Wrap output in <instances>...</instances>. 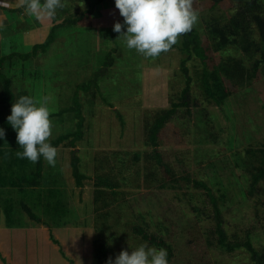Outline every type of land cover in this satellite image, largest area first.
Returning a JSON list of instances; mask_svg holds the SVG:
<instances>
[{
  "label": "rangeland",
  "instance_id": "1",
  "mask_svg": "<svg viewBox=\"0 0 264 264\" xmlns=\"http://www.w3.org/2000/svg\"><path fill=\"white\" fill-rule=\"evenodd\" d=\"M215 1L193 0V7L199 12L195 26L203 41L211 44L216 42L210 32L215 18L219 17L226 22L235 14L234 2L231 0ZM64 2V12L59 14L60 17L35 18L32 24L33 20L26 19L22 14L12 20L11 24L1 25L3 35L7 34L3 43H0L2 51L6 47L17 56L29 52L34 45L45 41L48 34L46 30L51 28H45V23L53 25L54 21H61L63 16L92 11L90 3L93 0ZM8 6L12 4L2 3L0 9L6 11L9 19L12 14L10 10H5ZM123 20L115 0H105L94 6L91 15L78 26L60 27V39L50 45L45 55L38 53L42 63L37 60L33 67L31 62L35 60L31 58L21 61L16 59V55L12 57L15 63L9 66L12 68L8 74L14 78L13 89L16 94L28 89L37 101L42 102L45 97L48 98L50 112L55 113L50 116L53 130L49 139L53 140L74 126L73 123L68 124V127L60 125L63 117L74 118L73 112L65 113L63 117L56 113L60 108L72 104V96L78 84L86 82L97 71L104 70L108 51L117 46L114 51L116 62L100 78L101 86L81 93L85 134L75 149L81 157V171L88 178L82 188L77 187L72 166L73 148L58 147L57 162L62 168L63 180L55 187L64 189L61 190V197L69 217L58 226L52 211L45 214V200L37 205L34 211L61 230L56 235L55 247L49 248L44 244L42 248V252L51 250L52 256L36 258L32 264H102L98 263L94 251L96 238L104 236L103 223L116 228L123 235L119 242V235L113 236L117 242L111 254L113 260L122 250L131 252V246L135 248L143 243L162 248L144 241L142 236L136 234L133 227L137 226L163 237L173 245L171 264H254L246 250L228 252L218 245L211 233L215 218L209 193L212 191L218 199L228 232L231 235H244L255 226L252 234L254 244L264 250V179L255 187L251 186L252 175L249 171L255 170L254 166L261 162L253 159L247 150L251 145L257 147L264 142V66L254 80L253 91L247 87L246 90L236 87L226 80L232 93V102L220 107L206 93L202 84L200 77L206 65L199 56L189 57V52L180 43H176L168 52L156 58L142 57L126 47L120 33L118 37H113L115 23H122ZM76 27L80 31L77 35H81V43H67L66 39L70 38L72 32L78 31L73 30ZM82 38H86V44L82 43ZM93 45L95 49L91 55L90 51L85 54L84 50ZM78 46L82 47L79 53ZM211 54L214 60L209 63L212 65L219 62L221 56L229 54L241 58L245 66L252 65L251 60L233 45L224 49L215 46V52ZM184 62L195 79L192 87L193 116L187 118L185 108H181L178 115L160 132L159 150L173 168L172 173H167L154 160L136 161L133 155L135 152L145 153L152 149L146 142L149 123L154 119L156 111L170 107L172 101L178 100L185 83L181 70ZM129 85L131 90L128 89ZM244 90L245 94L242 92ZM249 94H252L253 99H242L247 96L249 98ZM4 98L5 92L1 86L0 101ZM242 101L245 102L240 105ZM11 107H1L0 111ZM259 112L261 117L257 118ZM107 157H110L109 161L116 168L120 167L119 175L125 180L122 187L118 188L121 198L113 197L115 202L107 208L109 212L96 221L95 215L99 212L94 210V181L96 174L102 172L97 162L103 160L108 163ZM195 180L205 183L208 188L197 185ZM197 207L201 210L197 211ZM75 214L78 215L77 220L71 223ZM7 225L14 226L8 222ZM18 233L5 231L0 245L5 246L10 234L17 240ZM54 248L57 251L60 249L61 253L54 251ZM4 256L2 250L0 264H13L8 263ZM27 260L30 261L28 257Z\"/></svg>",
  "mask_w": 264,
  "mask_h": 264
},
{
  "label": "trees",
  "instance_id": "2",
  "mask_svg": "<svg viewBox=\"0 0 264 264\" xmlns=\"http://www.w3.org/2000/svg\"><path fill=\"white\" fill-rule=\"evenodd\" d=\"M104 1L105 0H93V2L90 3L92 11L94 10V6H97ZM231 1L234 2L235 14L229 17L226 22H223V20L221 21L219 17H216L211 25L210 32L213 35V39L216 40L215 43L211 44L210 42L203 41L201 34L199 33L195 25L190 32L182 34L177 41V43H180L183 46L184 50L189 52V57L197 55L206 65V68L204 69V72L202 73L200 78L202 79V84L205 88L206 93L210 96L211 99H214L217 105L220 107L227 106L232 102V93L230 92V89L226 84V80L233 83L236 87H247L250 88L248 90L253 91L254 80L258 78L261 68L262 66H264V0ZM92 11H82L80 14L66 15L63 16V19L61 21H54L45 41L40 44L34 45L30 52L22 53L21 57L25 60L30 58L31 56H34L37 57L36 59L39 61L38 53H40L41 55H45L44 53H47L50 45L54 44V42L60 39L58 36L60 27L78 26L82 20L91 15ZM61 12H64V10H60L56 15L60 17L59 14H61ZM74 29L78 30L77 27L73 28V30ZM78 32L80 31H74L72 32L73 34L70 36V38H65L67 43L69 41H77V43H81V35H77ZM118 36L119 33L117 32H115V34L113 35V37ZM82 43L86 44V38H82ZM231 45L235 46L237 49H240V51H242L245 56L251 60V67L245 66L244 61L241 58L232 56L230 54L221 56V60L219 62H215L214 65L209 63L210 60H214V57L211 53L215 52V46L218 49H224ZM81 49L82 47L78 46V53L81 51ZM93 49H95L94 45L91 48L87 47L86 50H84V53L86 54L90 51L91 55V51ZM115 50H117V46L108 51V58L105 62L106 66L104 70L97 71L86 82L78 84L72 96V104L70 106L60 108V111L56 113V115H60L61 117L65 116L64 114L68 112L74 113V118L63 117V121L60 123V125L68 127V124L73 123L75 127L73 126V129L63 132L56 139L50 140V142L54 147H59L62 145L73 148L72 151L74 153V156L72 158V166L77 187L82 188L84 186V181L88 178L87 174L81 171V157L76 153L75 149L77 147L78 141L82 140L85 134V115L83 110L84 103L82 100V94L83 92L87 93L91 89L99 88L101 86L100 78L104 74H106L109 68L112 67L116 62V57L114 55ZM0 52L4 53L2 58L0 59V86H2L5 92V98L3 99V101H5L4 103H10V105L12 106L16 102L17 96L23 95H30L34 99H37L30 93V90L28 89H24L23 91H21V93L16 94L13 89L14 78H11V76L9 77L8 73L2 70V66L5 61L7 59H11L16 53L9 52L6 47L5 51H2L1 44ZM140 56L143 57L142 54H140ZM137 59L139 61L141 60V58ZM39 63L42 62L39 61ZM211 67L212 69H210ZM189 69V66L186 65V62H184V68L181 70L184 75L185 83L181 89L178 100L172 101L170 107H166L164 109L156 111L154 119L151 123H149L146 142L152 147V149L145 151V153L135 152L133 155L134 160L140 161L141 159H145L148 162L150 160H154L156 164L165 172L172 173L173 168L170 166L169 162L165 160L163 154L159 150L160 132L165 127V125L172 120L173 117L178 115L179 109L181 108H185L184 114L187 118H191L193 116L192 87L195 79L194 76L190 74ZM128 87V89H132L130 85ZM245 90L242 91L243 94L246 93ZM118 91H122V88L118 89ZM95 93L93 94V97H95ZM132 93L134 92H131V94ZM247 97H243L242 99H253L252 94H249V98ZM91 102H93V100ZM244 102L245 101L240 102V105ZM232 109L235 112V108L232 107ZM54 114V112L51 113V115ZM239 114L240 113H237V115ZM2 116L3 115L0 114V127H3L6 130L5 124L7 122L2 124L4 122V118ZM259 117H261L260 112L257 118ZM64 119H66V121H64ZM122 120L124 119L122 118ZM251 122L253 121L251 120ZM8 129L10 135H7L6 133L5 137L3 139H0V141L6 142L7 140H9L11 143L19 145L16 139L17 132L11 125L8 127ZM250 137H252V135H250ZM247 150L253 159H258L261 162L260 165L254 166L255 170L249 171L252 175L251 186L255 187L262 179H264V142L258 144L257 147L251 145ZM109 160L110 157H107L108 163L103 160H99L97 162L99 170L102 172L96 174V179L94 181V210L96 213L99 212L97 215H95L96 221H98V219L100 218L105 217V214L109 212L107 208H110L113 205L115 199L121 198V196L118 194V188L122 187V182L125 180L122 175H119V171L121 170L120 167L116 168L113 164H111ZM34 167L35 168L33 169V172L28 176H25L24 179H26L27 183L35 181L37 182V184L34 185H38L40 178L44 173L43 157L40 158L39 162L36 163ZM195 183L197 185L208 188V186L201 181L195 180ZM60 189L61 188H52L47 191V200L44 203V205L46 206L44 209L45 214H49L52 211L54 213L52 217L55 218V224L58 226L61 225L62 220L65 221L66 217H69L67 209L64 208L65 202L61 197L63 189H61L62 191ZM52 192H54L55 200H52ZM209 195L210 199L213 202V216L215 218V226L212 229L211 233L217 239L218 245L228 252H234L241 249L246 250L249 253L254 264H264V250L259 249L254 244L252 237L253 229H255V226L249 228L244 235H231L224 225L223 211L219 205L217 197H215L212 191L211 193H209ZM113 197L115 199H113ZM121 207H123V204L121 205ZM24 210L31 219L45 224L50 229L54 228L48 221L44 220L41 215L36 213L31 206L25 205ZM200 210L201 208L197 207V211ZM77 217L78 215L75 214L74 220L71 221V223L76 221ZM10 224L13 225L12 223ZM102 229H104V236L96 238L94 253L98 260V263L107 264L109 257L113 259V256L111 254L113 253L115 244L119 242L121 238H123V235H120L119 231H117L116 228L114 229L109 225H105V223H103ZM133 229L134 231H136V234L142 236L144 241L150 242L157 247L166 248L168 251L169 264L172 263V259L174 256V247L172 244H170L161 236L149 233L148 230L142 227L135 226L133 227ZM117 234L119 235V238L118 241L115 242L113 236ZM50 235L52 240L56 243V238L52 234Z\"/></svg>",
  "mask_w": 264,
  "mask_h": 264
},
{
  "label": "clouds",
  "instance_id": "3",
  "mask_svg": "<svg viewBox=\"0 0 264 264\" xmlns=\"http://www.w3.org/2000/svg\"><path fill=\"white\" fill-rule=\"evenodd\" d=\"M115 6L124 20L123 23L116 22L113 30L120 33L128 49L146 58H156L168 52L199 19L193 0H115ZM20 7L26 14L41 20L55 17L57 10L65 7V2L20 0ZM18 59L28 60L21 55ZM50 116L47 97L41 102L30 95H23L12 105L7 122L17 132V143L23 149L16 151L18 158L35 164L43 157L49 166H56L57 148L49 139L53 130ZM4 137L5 129L0 127V139ZM131 248V252L122 250L114 260L109 257L107 264H169L166 248H156L147 243Z\"/></svg>",
  "mask_w": 264,
  "mask_h": 264
},
{
  "label": "crops",
  "instance_id": "4",
  "mask_svg": "<svg viewBox=\"0 0 264 264\" xmlns=\"http://www.w3.org/2000/svg\"><path fill=\"white\" fill-rule=\"evenodd\" d=\"M2 3L12 4V6H10L11 8L8 6L5 9L10 10L12 15L8 19V14H6V11H1L0 9V26L11 24L12 20L14 21L15 19H18V16H21L22 14L26 17V19L33 20L32 24H34L35 17L30 16L24 12V9L20 7V0H3ZM2 3H0V5ZM45 24V28H50L51 23ZM1 29L2 28L0 27V42L3 43L4 38L7 34L3 35ZM49 31V29L46 30V32L48 33ZM3 54V52H0V59L2 58ZM20 55H16L17 60H20L18 59L20 58ZM31 59L35 60V62H31L34 67L36 65L37 59ZM14 60L15 59L12 58L7 59L5 61L6 64L4 63L2 70L6 73H9L10 69L12 68H9V66H14ZM19 97L20 96H17V100ZM4 102L5 101L3 100L0 101L1 107H7L8 105H10V103L6 104ZM0 114L3 115L2 117L4 118V122L2 124H4L5 122H7V117L11 114V108L0 111ZM9 126L10 124L7 122L5 124V134L7 133V135H10L8 129ZM9 147L12 148L9 149ZM18 150L23 151L22 148H20V145H15L9 140H7L6 142L0 141V242H2V234L5 231L9 233L19 231V233L17 234V240L12 236V234H10L5 246L2 247L0 245V253H2L3 250L5 255L4 257L8 261V263L32 264L35 263L36 258L41 259L44 256H52L51 250L49 252H42V248L44 244L49 248L55 247L54 245L57 243L52 240L50 234L57 238L56 235L61 229L60 227L56 226H52L54 228L50 229L43 223L33 224V221L35 220L31 219L30 216L25 212L24 206L29 205L33 209H35L42 200L46 201L47 191L52 188H56L55 185L60 184L63 180L62 168L59 166L58 162L55 167H51L44 160V173L40 178L38 185H34L37 184V182L35 181L27 183L26 179L24 178L25 176H28L33 172V163L27 159L18 158L16 156V151ZM49 169L51 170L49 171ZM65 194L67 198L66 191ZM51 195L53 196L52 200H55L54 192H52ZM40 196H42V199H40ZM5 207L7 211L5 210ZM43 208H45V205H43ZM7 222L8 224L12 223L14 226L10 227L9 225H7ZM16 224L21 225L19 226ZM55 249L56 248H54V251L61 253L60 249L59 251ZM27 257L30 259V261L27 260Z\"/></svg>",
  "mask_w": 264,
  "mask_h": 264
}]
</instances>
